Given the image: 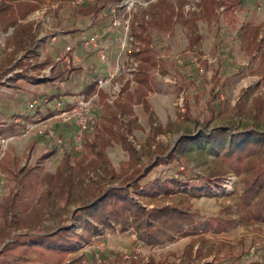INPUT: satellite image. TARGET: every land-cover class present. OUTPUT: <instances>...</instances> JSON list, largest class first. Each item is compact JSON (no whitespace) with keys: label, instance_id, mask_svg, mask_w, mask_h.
I'll list each match as a JSON object with an SVG mask.
<instances>
[{"label":"rangeland","instance_id":"rangeland-1","mask_svg":"<svg viewBox=\"0 0 264 264\" xmlns=\"http://www.w3.org/2000/svg\"><path fill=\"white\" fill-rule=\"evenodd\" d=\"M160 1H164L165 5H183L187 20H197L196 35L201 37L200 44L192 45L190 42L193 34L190 30L191 23H177L172 31L163 32L144 22L152 18V6ZM201 1L158 0L150 7L131 14L133 44H139L140 50L137 52L133 48L134 52H124L127 60L122 68H128L132 59L141 65L135 54L143 51L147 42L152 43L158 64L150 72L154 91L147 96L152 115L145 111L142 104L133 105L136 124L133 134L127 137L139 154L137 168L140 173L136 178L139 183L135 181L137 184L131 188V197L148 210L166 205L182 210L190 208L202 221L223 218L231 210L230 213L237 223L228 232L217 234L209 231L198 238L178 237L153 249L144 247L138 260L124 263L119 257L130 248L131 233L138 237L129 222V232H121L122 229L117 227L115 232L108 230L102 237L93 239V243H103L105 251L94 253L99 255L101 263L91 257L89 264H150L151 261L156 264H218L232 261L240 264H264V221L246 225L240 222L237 213V205L245 190L246 175L232 171L221 176L213 175L226 168L227 163L219 160L217 155H222L228 149L229 139L223 138L216 145L203 140L194 142L191 148L181 150L170 164L154 167L159 159L173 156L178 143L184 137L198 138L200 134L208 136L221 128L231 136L250 131L264 133V0H221L225 5L216 9L212 20L203 16ZM35 2L40 8L30 18L35 24L40 21L36 29L38 35L42 23L49 26L52 20H69L81 10L79 0ZM100 5L109 11L115 7L116 1L101 0ZM165 5H161L159 11H164ZM194 12L197 14L194 15ZM108 14L112 23V14ZM41 17L44 18L43 22ZM142 24L149 30L145 41L139 40L134 32V28L137 29ZM118 29L119 37H123V28ZM11 35L12 30L4 33L0 29V64L5 68L0 74V87L11 101L20 100L16 91L29 92L26 94L30 99H21L20 102H25L26 110L33 111L40 106L39 102L35 105L34 101L35 95H39L36 93L39 90L36 85L41 83L34 78L43 80L41 76L48 69H34V66L45 62L46 51L39 40L43 39L39 37L36 40L34 53L21 52L13 56ZM74 68L76 67L72 66ZM139 72L140 66L139 71L133 73L134 78L127 71L118 74L111 84L112 87L116 83L125 85L129 82L120 93H111L114 90L110 86L108 89L97 90L100 99L98 107H94V113L99 124L95 132L87 135L83 150L77 151L74 144L72 152L76 159L72 160V166H75L77 159L79 161L86 157L89 162L94 157L87 145L102 136L103 121L112 114L116 104L129 94L138 97L136 78ZM16 73L25 75L20 83L15 80ZM101 93L104 98H101ZM61 119L64 121L63 117ZM43 122L30 120L28 123L31 128H26L24 134L27 135L26 138L4 136L5 133L1 131L0 138L11 141L4 151H0V204L4 197L14 190H20L18 208L21 210L26 204L33 206L40 195L37 190L44 188L40 180L45 175L56 173L58 159L42 160L49 152L56 151L55 147L51 149L55 144L50 136V125L53 122ZM120 122L124 124L126 121L120 119ZM39 137H43V140L49 138V141L44 143ZM103 139L107 141L109 136L104 134ZM33 140L36 142L30 143ZM259 143L262 146L263 139ZM249 151L250 155L244 160L245 164L249 161L253 162L251 164H263V147L252 146ZM105 152L116 169H119L121 162L129 161V154L119 143L107 147ZM26 176L28 178L23 181ZM129 177V181L135 180V177ZM217 179L221 182L218 183ZM208 182H211L210 188ZM25 183L34 188L32 191L36 194L35 197L26 196L27 193L22 191ZM87 184L90 189L105 190L112 186L120 187L122 181H113L103 170H97L88 172ZM184 190H196L198 194L193 196ZM155 191L160 194L155 195ZM76 207V204L65 207L60 203L52 206L45 213L40 231L48 233L70 226L73 232L82 234L83 219L74 216L78 209ZM120 225L123 228V223ZM26 231L28 229L21 232ZM18 233L19 231L12 237ZM81 251L88 254L95 250L87 245ZM63 262L64 260L61 263Z\"/></svg>","mask_w":264,"mask_h":264},{"label":"trees","instance_id":"trees-1","mask_svg":"<svg viewBox=\"0 0 264 264\" xmlns=\"http://www.w3.org/2000/svg\"><path fill=\"white\" fill-rule=\"evenodd\" d=\"M98 0L95 4L87 5L79 10L83 16H89L99 13L103 7ZM160 1L152 6L153 16L149 21L144 20L146 24L156 30L170 32L177 23H191L190 30L192 45L200 44L201 37L196 35V19L189 22L183 11V5L180 7L176 3L164 4ZM161 5H165L164 11H159ZM221 0H202L201 11L207 20H212L216 9L224 6ZM39 6L27 0H1L0 1V27L4 33L13 29L12 45L14 46V55L20 51L34 53L35 33L32 24H23L32 13L36 12ZM197 13L194 12V15ZM148 28L145 24L134 28L135 36L141 41L148 35ZM257 37V34H256ZM151 42L145 44L144 50L135 54L141 61L140 72L136 78L138 83V97L135 98L129 94L118 102L112 114L103 121L102 136L88 144L90 153L94 156L89 162L88 158L75 161L72 166L74 156L65 154L61 164L55 174L45 175L40 184L44 187L36 202L26 204L20 210L19 192L10 193L4 197L0 204V264H21L37 261L42 264H60L68 254H74L70 264H86L90 260L89 255H78L84 246L93 243L94 238H100L103 234L111 230L115 232L117 227L121 232L130 230L127 225L131 222V227L138 233V240L143 247L148 249L156 248L167 242L174 241L178 237L198 238L205 233L212 231L214 233L228 232L237 223L236 219L228 210V214L223 218H212L210 220H199L198 214L191 209L182 210L178 207L166 205L146 209L140 203L135 202L131 197V188L135 187L139 180L136 179L140 173L137 168L139 165V154L135 147L129 142L128 135L133 134L136 124V117L133 105L142 104L145 111L152 115L151 106L147 100L148 93L153 92L150 72L157 67V61L153 54L154 50ZM51 64L50 58L45 62L34 66V69H44ZM23 65L20 63V67ZM4 70L0 66V74ZM55 67L51 69V77L41 80L42 82H51L54 80ZM71 71H74L72 69ZM70 72V71H69ZM16 80L25 77L23 73H16ZM35 81H39L35 79ZM97 83H92L82 92L87 98L92 97L96 92ZM102 94V93H101ZM104 98V95H101ZM51 100L53 97L50 98ZM120 119L126 122L122 124ZM1 133V132H0ZM3 133V132H2ZM107 134L109 139L104 141L103 136ZM87 135L85 136L86 140ZM223 138L229 139L228 149L218 154L219 160L227 163L226 168L221 172H215V176L225 175L230 171L237 174L246 175L245 190L237 205V213L240 216V222L246 225H253L264 221V158L263 164H251L245 159L250 155L249 148L259 146L264 148V133L243 132L236 135H229L224 129H216L208 136L200 134L198 138L184 137L178 143L173 152V156L168 159L161 158L154 167L168 165L175 160L178 153L183 149L191 148L194 142L201 140L207 141L212 145L222 142ZM101 139V142L99 140ZM260 139H263L261 146ZM257 141V142H254ZM114 143H119L129 154V161L121 162L119 169H116L106 155V148L112 147ZM85 146V142H84ZM55 151L49 152L43 156L42 160L49 159ZM261 152H259V155ZM103 170L108 178L113 181H122L120 187L105 188L97 190L89 188L88 172ZM151 169L148 170L150 173ZM253 172V173H252ZM135 180L129 181L130 177ZM28 176L25 177V181ZM22 181V182H23ZM135 181H138L135 183ZM220 183V179H217ZM26 184V183H25ZM210 188L211 182H208ZM34 188L26 184L22 185V191L26 196L35 197ZM154 191V190H152ZM211 191V190H209ZM185 193L193 196L197 195L196 190H184ZM160 194L159 191L154 192ZM90 200V201H89ZM62 204L65 207L80 203L82 206L75 212L77 219H83L81 224L82 234L73 232L72 227L63 226L52 232L40 231V226L44 220L48 209L56 204ZM115 221V222H113ZM123 223V228L121 223ZM117 223V225H114ZM119 225V226H118ZM25 229H28L26 232ZM19 233L13 238V234ZM150 264H156L151 261ZM218 264H240L237 262H222Z\"/></svg>","mask_w":264,"mask_h":264},{"label":"crops","instance_id":"crops-1","mask_svg":"<svg viewBox=\"0 0 264 264\" xmlns=\"http://www.w3.org/2000/svg\"><path fill=\"white\" fill-rule=\"evenodd\" d=\"M27 1L37 4L35 0ZM37 5L40 8V5ZM79 7L83 9L86 6ZM108 12L107 9H103L99 13L89 16H83L77 13L74 18L66 21L52 20L49 26L42 23V25L39 26L40 35H38L36 31L40 21H37L35 24L30 18L35 12L25 21H21L23 24L29 23L33 25L36 36L35 42L39 37L43 39L39 40L42 42L41 44L46 51L45 60L47 58L51 60V64L47 68L51 66L55 67V73H58V75L54 76V80L51 82L38 81L41 82L36 85V88L39 90L34 91L39 95H35L36 101H34V104L36 105V102H39L40 106L34 108L33 111L26 110L27 107L24 106L25 102L23 103V101L30 99L26 94H29V92H24L22 90L16 91L20 100L23 99V101L20 102V100L18 101L17 99L11 101L6 98L8 94L0 87V132L3 131L5 133L3 134L4 136L26 138L27 135L25 136L24 134L30 120L37 122L52 121L53 123L50 125V136L53 137V142L55 144L51 146V149L56 148V151L50 157L51 159H49H58V166L62 162L65 154H72L75 156L72 151H74V137L77 127L72 121L65 122L61 119L60 111L57 110L55 106L56 102L59 100L63 101L67 108H71L76 104L79 96L83 95L82 92L86 90L89 85L95 82L97 83L100 78H107L113 74L116 69L126 64L127 56L118 43L119 29L112 27L111 17ZM80 18H82V20ZM41 19L43 22L44 18L41 17ZM11 30L13 34V29ZM11 47L13 56H16L17 54L14 55L15 48L12 45V39ZM67 48H71V51L66 52ZM21 52L27 53L26 51H20L19 53ZM59 57H64L65 59L57 61ZM69 60L71 62L70 68H68L66 64V61ZM9 63H11V61H9ZM0 66L2 65L0 64ZM72 66L76 67L74 71H71ZM20 81L21 79H19L18 83H20ZM51 97H53L52 100L50 99ZM98 103L99 102H96V107H98ZM39 138L42 139L43 137ZM34 141L35 140L30 141V143ZM42 141L47 143L49 138H46V140L42 139ZM57 148L59 149L57 150ZM14 191L16 192L17 190ZM37 191L41 193L43 190ZM79 204L80 203L76 204V208H80ZM82 254L86 253L80 251L78 255ZM74 256V254H68L63 259V264H70L72 261L70 259L74 258ZM89 258L91 260L90 256ZM21 264L42 263L32 261ZM86 264H89V260L86 261Z\"/></svg>","mask_w":264,"mask_h":264},{"label":"built area","instance_id":"built-area-1","mask_svg":"<svg viewBox=\"0 0 264 264\" xmlns=\"http://www.w3.org/2000/svg\"><path fill=\"white\" fill-rule=\"evenodd\" d=\"M98 0H79V4L81 6H87L95 4ZM116 1V5L114 8H111L109 12L112 14V27L117 29L122 27L124 30V36L119 37L118 43L123 52L131 53L134 49L138 52L140 49L138 48L139 44H133V36L131 32V14L132 12H139L141 9H146L150 7V5L156 3L158 0H114ZM71 51V48H67L66 52ZM134 52V51H133ZM65 59L64 57H59L57 61H62ZM70 60L66 61L68 68H70ZM140 62H136L134 59L130 61L128 68H118L116 72L108 76L107 78H100L97 81L96 88L97 90L113 88L114 92L111 93H120L123 88L129 83L127 82L125 85H119L118 83L112 87V83L117 78L118 74L121 72H130L131 78H134L135 74L139 71ZM53 67H49L47 70H44L41 78L50 77V70ZM128 80V79H127ZM100 96L95 93L92 97L87 98L85 95H81L76 104L71 108H67L63 101H57L55 106L57 110L60 111L61 117L64 118L65 122L72 121L76 127V134L74 137L76 150L81 151L84 148L85 136L96 131L99 119L94 113V107H96V102H99ZM31 126L28 125L27 129L30 130ZM11 139L0 138V151H4L6 146H8ZM131 245L128 250L123 252L120 255V260L124 263H129L134 260H138L143 252L144 247L141 242L138 240V237L135 233H131L130 235ZM91 249L93 248L95 251L89 252L88 255L90 257H94L97 262L101 263V259L99 255H94L95 252L103 253L105 251V246L103 243L95 242L92 245H88Z\"/></svg>","mask_w":264,"mask_h":264}]
</instances>
